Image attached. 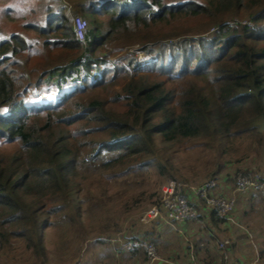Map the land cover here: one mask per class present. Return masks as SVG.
<instances>
[{
  "label": "trees",
  "instance_id": "trees-1",
  "mask_svg": "<svg viewBox=\"0 0 264 264\" xmlns=\"http://www.w3.org/2000/svg\"><path fill=\"white\" fill-rule=\"evenodd\" d=\"M79 5L88 15L85 46L63 14L27 26L52 35L48 44L65 40L63 47L70 43L75 52L35 82L26 76V35L0 39V250L20 240L45 257L46 231L84 226L93 187L107 190L116 174L152 164L162 170L154 154L183 140L213 137L228 152L236 138L246 137L264 149V0ZM161 24L171 36L159 33ZM136 43L146 60L126 52L100 68L114 48ZM79 66L81 85L54 102L28 104L33 88L58 91ZM210 222L222 220L210 212Z\"/></svg>",
  "mask_w": 264,
  "mask_h": 264
},
{
  "label": "rangeland",
  "instance_id": "rangeland-1",
  "mask_svg": "<svg viewBox=\"0 0 264 264\" xmlns=\"http://www.w3.org/2000/svg\"><path fill=\"white\" fill-rule=\"evenodd\" d=\"M82 1L84 0H0V39L8 37L13 32H19L25 34L30 41V47L26 50L28 57L26 56L25 68L30 71L26 74L28 81L35 82L39 75H46L50 69L70 62L75 52L68 47L70 43L63 47L65 40L55 45L48 44L47 40L52 39V35L39 34L27 26L32 22L42 23L44 17L57 13L67 17L70 23L78 17L87 22L88 15L84 14L83 10L79 11V7L81 8L79 3ZM232 21L238 22L239 19L234 18ZM87 28H89L88 22L85 29ZM169 29L167 24H161L158 31L161 35L171 36ZM73 33L85 46V34L81 38L77 32ZM60 34H62L61 29ZM177 39L174 37L172 41ZM44 42H47V45ZM138 49L137 43L130 47L126 46L119 52L117 48H114L111 52L112 56L105 58L100 68L111 67L115 60L126 52L135 55L139 61L146 60L145 55ZM87 78L92 80V77ZM82 82L79 81L74 86L65 88L62 94L78 87ZM115 89L119 90V86L116 85ZM58 98L59 92L54 86L42 84L33 88L26 100L30 105H44ZM212 138L202 136L183 140L173 147L159 150L154 154V158L162 163V170L158 169V165L152 164L138 173L135 171L126 175L116 174L117 177L109 182L107 190L93 187L89 204L87 208L84 206L83 227L62 224L60 228L46 231L44 234L47 238L45 257L27 248L24 242L17 240L18 242L12 247L0 250V264H117L118 262L133 264V261L142 260V255L137 260L126 256L129 251L123 244L128 241L127 238L131 239L132 235L138 236L140 241L152 243L149 242L151 238L145 235V231L148 233L150 230L149 225L141 223V216L157 202L160 189L168 181L175 178L194 186L214 179L218 180L220 185L218 193L231 195L234 187L232 178L238 172L247 175L257 173L264 180L263 147L256 150L251 138L238 137L231 145L233 150L225 152L220 146L221 143ZM258 192L252 193L264 198L262 192ZM190 223L196 229L198 228L194 224L202 225L196 222ZM221 228L225 232L224 236L229 237L228 228ZM231 230L233 235L239 232L238 229V231ZM220 234L223 236L222 233ZM238 238H242V235ZM235 240L239 241L236 238ZM235 240L234 236L228 240L229 247H232ZM152 244L158 256L160 250L157 249L155 242ZM175 248L178 247L175 246ZM161 250V255L164 254L167 257L168 250L166 248ZM179 260H182V257ZM200 261L209 260L195 258L192 263Z\"/></svg>",
  "mask_w": 264,
  "mask_h": 264
},
{
  "label": "crops",
  "instance_id": "crops-1",
  "mask_svg": "<svg viewBox=\"0 0 264 264\" xmlns=\"http://www.w3.org/2000/svg\"><path fill=\"white\" fill-rule=\"evenodd\" d=\"M252 192L259 193L257 190H249L247 193L237 195L238 203L234 209L237 208V210L233 211L229 220H222L221 223H218L219 225H213L210 222V212L202 202L198 201L196 209L203 221L202 225L194 224L198 229L190 222L171 226L160 221L162 224H159V229L147 224L150 230L148 233L145 231V235L147 234L160 250L156 260L148 258L143 249L137 248L138 250L135 251L126 249V243L130 241L129 238L123 244L129 251V254L127 251L125 254L127 253L126 256L132 260H137L142 255V260L133 261V264H192L195 258L206 259L213 264H221L222 253L218 248V242L224 239L230 240L234 236V240L236 238L239 241L235 240L232 247L227 248L229 260L264 264V198ZM221 227L228 228L230 238L224 236L225 232L221 230ZM231 229H238L239 232L235 231L236 235H233ZM220 233H224L223 236ZM239 235H242V238H238ZM161 248L168 250L167 257L164 254L161 255ZM181 257L182 260H179Z\"/></svg>",
  "mask_w": 264,
  "mask_h": 264
},
{
  "label": "built area",
  "instance_id": "built-area-1",
  "mask_svg": "<svg viewBox=\"0 0 264 264\" xmlns=\"http://www.w3.org/2000/svg\"><path fill=\"white\" fill-rule=\"evenodd\" d=\"M86 21L81 18H75L72 21L73 31L83 37L85 33ZM79 70L67 77L61 84L59 93L65 88L74 86L83 78V67L79 66ZM218 180L210 179L199 185H190L187 182L173 179L168 181L160 189L157 202L141 216V223L149 224L156 220H160L165 224L174 226L184 222H196L202 224L198 211L195 207L196 202L204 203V207L212 212L216 218L220 220H229L236 205L237 195L247 193L249 190H258L264 196V180L257 173L247 175L238 172L234 176V187L231 195H223L218 193ZM216 191V192H214ZM230 246L228 240L218 242V248L222 253L221 264H249L239 261L229 260L227 248ZM128 250L142 248L148 258L157 259L155 247L152 243L144 241H129L126 243ZM192 264H213L209 261L194 262Z\"/></svg>",
  "mask_w": 264,
  "mask_h": 264
},
{
  "label": "clouds",
  "instance_id": "clouds-1",
  "mask_svg": "<svg viewBox=\"0 0 264 264\" xmlns=\"http://www.w3.org/2000/svg\"><path fill=\"white\" fill-rule=\"evenodd\" d=\"M60 90V89H59ZM59 90H58V92H59ZM62 93V92H61Z\"/></svg>",
  "mask_w": 264,
  "mask_h": 264
}]
</instances>
